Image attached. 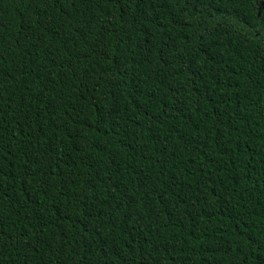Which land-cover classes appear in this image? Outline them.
I'll list each match as a JSON object with an SVG mask.
<instances>
[{
    "label": "trees",
    "instance_id": "16d2710c",
    "mask_svg": "<svg viewBox=\"0 0 264 264\" xmlns=\"http://www.w3.org/2000/svg\"><path fill=\"white\" fill-rule=\"evenodd\" d=\"M0 264H264V0H0Z\"/></svg>",
    "mask_w": 264,
    "mask_h": 264
}]
</instances>
